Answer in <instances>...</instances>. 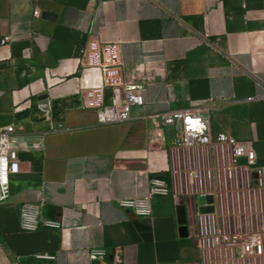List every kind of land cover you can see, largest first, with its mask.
Wrapping results in <instances>:
<instances>
[{
  "label": "crops",
  "instance_id": "crops-1",
  "mask_svg": "<svg viewBox=\"0 0 264 264\" xmlns=\"http://www.w3.org/2000/svg\"><path fill=\"white\" fill-rule=\"evenodd\" d=\"M0 35L10 37L0 46V124L21 127L20 171L0 205V264H200L196 199L156 195L148 217L119 200L167 175L175 129L162 126L158 139L150 116L194 102H212L213 133L253 141L264 164V100H246L264 92V0H0ZM80 47L140 87L144 105L129 121L99 125L82 107L99 73ZM38 201L40 219L61 228L20 229V207ZM92 248L106 258L90 260Z\"/></svg>",
  "mask_w": 264,
  "mask_h": 264
},
{
  "label": "built area",
  "instance_id": "built-area-1",
  "mask_svg": "<svg viewBox=\"0 0 264 264\" xmlns=\"http://www.w3.org/2000/svg\"><path fill=\"white\" fill-rule=\"evenodd\" d=\"M38 15L39 10L35 9L34 16ZM9 43V36L0 35V46ZM78 57L87 61V69L99 73L98 84L84 87L82 107L95 110L99 125L129 121L132 109L144 105L140 87L125 83L122 66L104 63L98 50L80 47ZM106 89L112 91L110 104L104 103ZM246 100H264V92ZM211 108L212 102L200 101L150 116L158 139H163L162 126L175 129L167 149V175L153 177L147 195L121 199L119 206L135 216L148 217L152 215V199L156 195L196 199L194 214L200 264L264 260V164L258 162L253 141L239 140L224 132L213 133L209 119ZM63 128L62 124L49 125L48 131ZM20 129L16 123L0 124V205L9 202L11 176L20 171L15 140ZM199 197L205 198L203 203H199ZM207 197H211V202ZM43 206V201L22 204L19 210L22 231L61 228L56 219H40ZM202 206H211L212 210L200 212ZM106 256L104 248H92L88 252L92 261ZM36 257L52 258L50 255ZM113 262L119 263L120 258L115 256Z\"/></svg>",
  "mask_w": 264,
  "mask_h": 264
},
{
  "label": "water",
  "instance_id": "water-1",
  "mask_svg": "<svg viewBox=\"0 0 264 264\" xmlns=\"http://www.w3.org/2000/svg\"><path fill=\"white\" fill-rule=\"evenodd\" d=\"M178 200L181 202L182 201V198H178ZM204 200H205L204 197H199L198 198L199 203H203ZM206 200L208 202H211L212 199H211V197H207ZM211 210H212V207L211 206H202V207L199 208V211L200 212H207V211H211Z\"/></svg>",
  "mask_w": 264,
  "mask_h": 264
},
{
  "label": "rangeland",
  "instance_id": "rangeland-1",
  "mask_svg": "<svg viewBox=\"0 0 264 264\" xmlns=\"http://www.w3.org/2000/svg\"><path fill=\"white\" fill-rule=\"evenodd\" d=\"M49 130V126L46 128L45 132ZM239 264H264L263 259H246L245 262L240 261Z\"/></svg>",
  "mask_w": 264,
  "mask_h": 264
}]
</instances>
